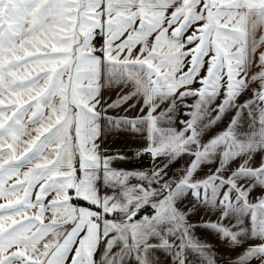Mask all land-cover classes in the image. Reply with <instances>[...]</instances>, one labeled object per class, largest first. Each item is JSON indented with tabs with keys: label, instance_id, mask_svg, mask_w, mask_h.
<instances>
[{
	"label": "snow or ice",
	"instance_id": "snow-or-ice-1",
	"mask_svg": "<svg viewBox=\"0 0 264 264\" xmlns=\"http://www.w3.org/2000/svg\"><path fill=\"white\" fill-rule=\"evenodd\" d=\"M104 135L143 137L151 171L111 167L127 157ZM188 250L264 264V0H0V264H187Z\"/></svg>",
	"mask_w": 264,
	"mask_h": 264
},
{
	"label": "crops",
	"instance_id": "crops-1",
	"mask_svg": "<svg viewBox=\"0 0 264 264\" xmlns=\"http://www.w3.org/2000/svg\"><path fill=\"white\" fill-rule=\"evenodd\" d=\"M118 90H112V89H105L102 91V97L104 100H107L108 102H111L112 99H115L117 95ZM247 97H241L240 100L242 101ZM103 103V100H102ZM187 103H192V99H188ZM139 107V105H137ZM187 109L183 107H178L176 110L175 115L172 116V126L176 127L178 130L180 129V121L183 119H186L184 116V112H186ZM135 113H129V115H133ZM107 115H124L123 110L117 109V110H108ZM231 115V114H230ZM251 120V117L247 115V113L244 114V117L241 121V131L247 132L249 131V122ZM165 126H168L165 124ZM220 127H223V124H221ZM145 144V140L143 137H132L128 135H104L101 138V147L106 150V155L109 156H115L117 154L123 155L127 157L125 160H114L111 164V167L116 169H125V170H131L134 167H138L140 170H143L145 172H150L152 165H153V159L145 164V165H133L131 161V155L136 149L142 148ZM187 158L179 160L175 165H173L169 170V176L173 175H180L183 171V168L186 166ZM156 163H159V160L156 161ZM212 167H215V165H212ZM235 167V165L233 166ZM208 171V168L205 167L203 171L200 173L202 176ZM132 183H136V180H132ZM104 191H108L107 189H104ZM182 203L187 204V201H184ZM153 213V209L149 207L148 211L143 215H150ZM203 216V213H197L191 218V222L193 224H196L201 217ZM47 222V221H45ZM195 235L202 241H207L212 245L213 248H222V246L217 245L216 238L206 231L202 226L201 227H195L193 229ZM218 256L224 257V253L218 251L215 253ZM157 255H160L162 264H166L167 257L163 256L160 253H157ZM187 256V264H202V258L196 254L195 251L188 250L186 252ZM226 258V257H225ZM253 264H259L258 261H253Z\"/></svg>",
	"mask_w": 264,
	"mask_h": 264
},
{
	"label": "built area",
	"instance_id": "built-area-1",
	"mask_svg": "<svg viewBox=\"0 0 264 264\" xmlns=\"http://www.w3.org/2000/svg\"><path fill=\"white\" fill-rule=\"evenodd\" d=\"M153 158L150 155H144L142 157H137L136 156V151H134L131 155V161L132 164L137 166V165H145L149 163Z\"/></svg>",
	"mask_w": 264,
	"mask_h": 264
},
{
	"label": "trees",
	"instance_id": "trees-1",
	"mask_svg": "<svg viewBox=\"0 0 264 264\" xmlns=\"http://www.w3.org/2000/svg\"><path fill=\"white\" fill-rule=\"evenodd\" d=\"M148 209H149V207L146 208V209L141 213V215L145 214V213L148 211Z\"/></svg>",
	"mask_w": 264,
	"mask_h": 264
}]
</instances>
